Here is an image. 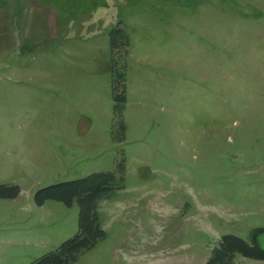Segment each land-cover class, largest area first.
Listing matches in <instances>:
<instances>
[{
  "label": "rangeland",
  "instance_id": "1",
  "mask_svg": "<svg viewBox=\"0 0 264 264\" xmlns=\"http://www.w3.org/2000/svg\"><path fill=\"white\" fill-rule=\"evenodd\" d=\"M93 171L118 182L72 264H205L222 234L264 227V0H0V185L19 189L0 197V264L74 235L77 203L35 194Z\"/></svg>",
  "mask_w": 264,
  "mask_h": 264
},
{
  "label": "trees",
  "instance_id": "2",
  "mask_svg": "<svg viewBox=\"0 0 264 264\" xmlns=\"http://www.w3.org/2000/svg\"><path fill=\"white\" fill-rule=\"evenodd\" d=\"M130 38L125 28L117 24L109 30L110 82L115 118L123 129L122 113L126 101V55ZM118 178L111 171H93L86 176L50 184L35 194L38 204L51 198L66 205L77 203L78 229L76 233L60 243L55 249L44 252L28 264H72L78 255L93 247L105 237L99 220L98 201L117 185ZM17 185H0V197H15ZM243 256L264 260V250L252 246L247 238L232 233L220 236L205 264H232L234 258Z\"/></svg>",
  "mask_w": 264,
  "mask_h": 264
},
{
  "label": "water",
  "instance_id": "3",
  "mask_svg": "<svg viewBox=\"0 0 264 264\" xmlns=\"http://www.w3.org/2000/svg\"><path fill=\"white\" fill-rule=\"evenodd\" d=\"M247 240L252 246L264 250V227L253 228L248 233Z\"/></svg>",
  "mask_w": 264,
  "mask_h": 264
}]
</instances>
